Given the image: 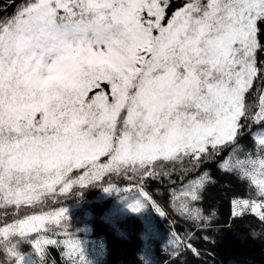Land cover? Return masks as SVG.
I'll return each mask as SVG.
<instances>
[{"label":"snow or ice","instance_id":"snow-or-ice-1","mask_svg":"<svg viewBox=\"0 0 264 264\" xmlns=\"http://www.w3.org/2000/svg\"><path fill=\"white\" fill-rule=\"evenodd\" d=\"M168 7L169 0H29L0 16V208L36 205L58 185L67 192L109 172L153 175L158 160L199 162L209 146L235 138L247 118L245 93L264 71L256 66L264 0H187L162 24ZM261 105L257 122L264 98ZM185 195L198 199L195 187ZM67 218L61 208L0 228L6 264H38L11 238ZM29 242L41 258L44 245L57 244Z\"/></svg>","mask_w":264,"mask_h":264},{"label":"trees","instance_id":"trees-1","mask_svg":"<svg viewBox=\"0 0 264 264\" xmlns=\"http://www.w3.org/2000/svg\"><path fill=\"white\" fill-rule=\"evenodd\" d=\"M27 2L0 0V16L10 15ZM186 2L169 0L162 24ZM257 40L261 47L256 51V66L264 70L261 22ZM263 90L264 71L257 73L245 93L247 118L241 117L235 138L215 150L209 146L199 162L158 160L149 168L153 175L143 170L109 172L83 187L74 184L67 192H61L58 185L42 203L0 208V228L29 216L67 209L68 218L59 225L49 223L25 238H11L20 241L24 253L31 252L33 244L29 241L37 237L56 240L57 244L44 246L42 258L33 257L38 264H85L79 257L84 243L88 253H100L92 261L96 260L95 264H264V220L252 213H231L234 198H264L253 186L221 167L240 151V145L245 150H258L264 122H257L255 117ZM81 172L74 170L70 176L77 179ZM110 186L113 191H105ZM193 187L198 196L195 201L185 195ZM136 202L142 205L140 212L129 208ZM64 240L76 246L70 248L62 244ZM10 260L0 249V264Z\"/></svg>","mask_w":264,"mask_h":264},{"label":"clouds","instance_id":"clouds-1","mask_svg":"<svg viewBox=\"0 0 264 264\" xmlns=\"http://www.w3.org/2000/svg\"><path fill=\"white\" fill-rule=\"evenodd\" d=\"M259 140H264V137ZM239 148L240 151L227 160L228 167L221 166L222 170L230 171L237 179L248 183L257 191L264 189V144L258 143V150L253 151L245 150L243 145ZM260 196L264 198V192ZM253 238L257 239L255 236Z\"/></svg>","mask_w":264,"mask_h":264},{"label":"rangeland","instance_id":"rangeland-1","mask_svg":"<svg viewBox=\"0 0 264 264\" xmlns=\"http://www.w3.org/2000/svg\"><path fill=\"white\" fill-rule=\"evenodd\" d=\"M161 23H162V21H161ZM167 23V22H166ZM165 23V24H166ZM101 87L102 88H104V90L106 91V92H108L109 94H110V86L109 85H107L106 83H104V82H102L101 83ZM96 91H99V89H93L92 90V92L90 93V95H92L93 93H95ZM262 98H264V90H263V93H262V96H261V99ZM261 103H260V106H259V109H258V112H257V114L259 113V111H260V108H261ZM256 114V115H257ZM105 159H107L106 157H102L101 158V160H105ZM77 170V169H76ZM107 188H112V186H110V187H107ZM244 201H247L248 202V204H249V206L247 207V208H244V207H238V205H241V203L242 202H244ZM254 204H260V205H264V201H254V200H249V199H243V198H234V199H232V201H231V213H232V215L233 216H237V215H240V214H242V213H252V214H255V215H257V216H259V217H261V215H262V209L264 208V207H260V208H257L255 211H253V209H252V205H254ZM156 211H157V213L161 216V211L156 207ZM42 215H45V214H42ZM15 223V222H14ZM11 224H13V223H11ZM9 225V224H8ZM7 225H5V226H3V227H6ZM2 227V228H3ZM36 239H48V238H46V237H37V238H35L34 240H36ZM54 240V239H53ZM66 241L67 240H64V241H62V244H65L66 243ZM67 242H69V241H67ZM48 245V244H47ZM45 246V245H44ZM84 248V249H83ZM83 248H82V250H80L79 251V257H80V259L83 261V263H85V264H95L96 263V260L94 261V262H92L95 258H97V257H99L100 256V253H88V250H87V245L84 243L83 244ZM31 254H32V256L34 257V258H36L37 260H39L38 259V257H40L37 253H36V250H35V247H34V244H33V249L31 250V252H30ZM44 256V255H43ZM92 262V263H91Z\"/></svg>","mask_w":264,"mask_h":264}]
</instances>
